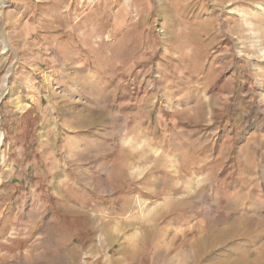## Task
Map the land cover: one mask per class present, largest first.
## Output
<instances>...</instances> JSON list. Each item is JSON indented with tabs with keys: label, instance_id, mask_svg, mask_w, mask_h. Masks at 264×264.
<instances>
[{
	"label": "rangeland",
	"instance_id": "1",
	"mask_svg": "<svg viewBox=\"0 0 264 264\" xmlns=\"http://www.w3.org/2000/svg\"><path fill=\"white\" fill-rule=\"evenodd\" d=\"M1 96L0 264H264V0H0Z\"/></svg>",
	"mask_w": 264,
	"mask_h": 264
},
{
	"label": "bare ground",
	"instance_id": "2",
	"mask_svg": "<svg viewBox=\"0 0 264 264\" xmlns=\"http://www.w3.org/2000/svg\"><path fill=\"white\" fill-rule=\"evenodd\" d=\"M6 78V77H5ZM4 82H6V80H4ZM2 100V96L0 97V101ZM1 118V116H0ZM1 137H2V133H1V129H0V143H1Z\"/></svg>",
	"mask_w": 264,
	"mask_h": 264
}]
</instances>
